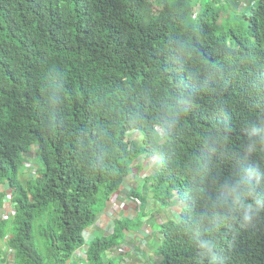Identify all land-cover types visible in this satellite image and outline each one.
<instances>
[{"label":"trees","instance_id":"1","mask_svg":"<svg viewBox=\"0 0 264 264\" xmlns=\"http://www.w3.org/2000/svg\"><path fill=\"white\" fill-rule=\"evenodd\" d=\"M4 203L5 264H264V0H0Z\"/></svg>","mask_w":264,"mask_h":264},{"label":"rangeland","instance_id":"2","mask_svg":"<svg viewBox=\"0 0 264 264\" xmlns=\"http://www.w3.org/2000/svg\"><path fill=\"white\" fill-rule=\"evenodd\" d=\"M133 133V135H135V137H137L136 135V132H131ZM139 140V139H138ZM31 151L29 152V156H28V163L26 164L27 167H32L33 169H36L37 167V160H35L36 158V147L35 145H32ZM156 159L154 158H150L149 159V163H147L145 160H143V167L141 168V170L137 171L139 174L141 175H147V174H150L152 173L153 171V163L155 162ZM159 162H157L158 164ZM26 171V170H25ZM36 173H34V171H30L28 173V171H26V174L24 175L23 178H29V179H33L35 177ZM127 203V204H126ZM154 203L153 200H147L146 201V204H145V211H147L150 206H152ZM136 202L134 201H129L128 198H127V201L125 200V197H120L118 196V194H113L111 196V199L108 201L107 205H106V208H105V211H107L109 213L108 216L105 217L104 220H102L100 217H99V220H98V223L99 225H104L105 227H107V230L110 231L111 229V221L114 217H124V216H128V217H133L135 215V211L131 210L134 209V207H136ZM8 207L9 205L7 204L6 206V209H0V214H2V217L5 218V215H11V212L10 210H8ZM123 207V209H122ZM131 207V208H130ZM103 226V227H104ZM146 230L149 231V227H146ZM93 233H95V230L93 231ZM101 233H104V232H101ZM101 233L99 234H96L95 235H101ZM91 236V235H90ZM94 235L91 236V238L93 237ZM141 236V234H140ZM152 239V238H151ZM153 240V239H152ZM152 242V241H151ZM155 241L153 240L152 242V246H155ZM2 246V251L5 252L6 251V248H5V244L2 243L0 244V248ZM1 255H3L1 252H0ZM158 260V258H156Z\"/></svg>","mask_w":264,"mask_h":264},{"label":"crops","instance_id":"3","mask_svg":"<svg viewBox=\"0 0 264 264\" xmlns=\"http://www.w3.org/2000/svg\"><path fill=\"white\" fill-rule=\"evenodd\" d=\"M108 215H109V213H108L107 211H105L102 215H100V218H101L102 220H104L105 217L108 216ZM101 226H102V225H101ZM91 228H92V227H91ZM91 228H90V229L87 228V230H86L85 235L87 234V236H86L87 238L90 237L89 234L91 235V233H93V231H94V230L92 231ZM3 254L10 255V254L8 253V251H5ZM4 257H5V256L3 255V258H4ZM6 258H7V259H10L9 256H7ZM7 259H6V260H7ZM0 264H5V263H4L3 260H2V261L0 262Z\"/></svg>","mask_w":264,"mask_h":264},{"label":"clouds","instance_id":"4","mask_svg":"<svg viewBox=\"0 0 264 264\" xmlns=\"http://www.w3.org/2000/svg\"><path fill=\"white\" fill-rule=\"evenodd\" d=\"M231 60V59H230ZM7 197L9 198V195H7ZM6 196H5V201L6 202H8V198H7ZM7 204L9 205V203H4V206L2 207V208H0V209H6V206H7ZM122 209H123V207H122ZM10 216V214L7 216V217H9ZM7 217H5V218H3L2 217V214H0V219H6ZM160 223V222H159ZM151 231V229L149 230V232ZM9 258L10 259H7V261L9 262V264H13L12 263V260H11V256H9Z\"/></svg>","mask_w":264,"mask_h":264},{"label":"built area","instance_id":"5","mask_svg":"<svg viewBox=\"0 0 264 264\" xmlns=\"http://www.w3.org/2000/svg\"><path fill=\"white\" fill-rule=\"evenodd\" d=\"M5 217H7V215H5ZM76 254H77L78 256H84V254H83V250H81V249H79L78 252H76Z\"/></svg>","mask_w":264,"mask_h":264}]
</instances>
